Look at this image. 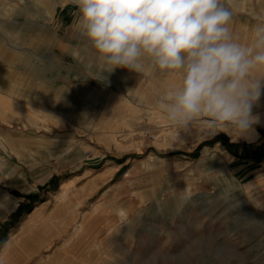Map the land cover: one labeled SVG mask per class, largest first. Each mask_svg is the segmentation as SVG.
Segmentation results:
<instances>
[{"label": "rangeland", "instance_id": "1", "mask_svg": "<svg viewBox=\"0 0 264 264\" xmlns=\"http://www.w3.org/2000/svg\"><path fill=\"white\" fill-rule=\"evenodd\" d=\"M225 2L243 31L264 22V0ZM76 14L71 0H0V96L45 116L0 118V250L62 196L76 209L61 232L15 264H44L85 222L92 249L76 264H264V179L227 150L234 142L243 157L254 130L171 126L157 99L175 76L117 68L97 81L102 66ZM15 31L27 39L19 48ZM262 102L264 88L252 109L260 123ZM84 166L117 171L81 198L78 179L61 184Z\"/></svg>", "mask_w": 264, "mask_h": 264}, {"label": "clouds", "instance_id": "2", "mask_svg": "<svg viewBox=\"0 0 264 264\" xmlns=\"http://www.w3.org/2000/svg\"><path fill=\"white\" fill-rule=\"evenodd\" d=\"M81 35L102 70L117 68L177 77L157 99L177 128L253 131V106L264 88V22L250 43L233 34L225 0H71ZM2 264V261H0Z\"/></svg>", "mask_w": 264, "mask_h": 264}, {"label": "bare ground", "instance_id": "3", "mask_svg": "<svg viewBox=\"0 0 264 264\" xmlns=\"http://www.w3.org/2000/svg\"><path fill=\"white\" fill-rule=\"evenodd\" d=\"M230 27L234 36L241 43H250L252 38L251 32L238 28L233 21L230 23ZM62 198V196L59 199L57 198V212L55 211L47 217H42L41 210H38L29 219L21 223L18 232L9 237L10 239L0 254L2 264H15L23 257H30L42 246H45L49 239L56 236L59 231L61 232L63 227L59 226L61 221L60 217L71 214L76 209L72 205H68L69 203H62L60 200ZM98 208L96 206L93 212H97L99 210ZM61 210H65V213L57 215L56 213ZM36 224L38 225L36 226ZM84 224L80 223L76 226L74 231L68 235L65 242L55 250L53 255L44 264H76L78 258H84L87 252H89L86 250L92 249L90 247L91 243L85 240V237H87L85 234L88 231Z\"/></svg>", "mask_w": 264, "mask_h": 264}, {"label": "crops", "instance_id": "4", "mask_svg": "<svg viewBox=\"0 0 264 264\" xmlns=\"http://www.w3.org/2000/svg\"><path fill=\"white\" fill-rule=\"evenodd\" d=\"M44 27L46 26L44 25ZM26 40V38H22L20 31H15L14 33H12V41L14 42L16 47H21L25 43L24 41ZM7 62L9 63V61ZM11 66L13 67V65ZM261 104L263 105L261 109L264 111V103L262 102ZM10 113L12 114V118H14L16 121L28 120L34 122L35 124L43 123L45 118V116H41L38 111L30 109L25 110L24 107H20L18 105H11L9 104V101L6 102L5 98L0 96V118L4 121H9ZM255 125L257 127H252L254 130L252 135L253 138L251 140H248L250 141L248 143H251V146L248 145L242 147V149H244L245 151L243 157L239 150V148L241 147L237 144H234V142H231L233 143V146L231 145L229 148H227V150L230 152L231 156L233 157V160L238 161L237 167L240 168L239 171L244 173L247 170V175L255 179V176L257 177V175H254L255 173L253 172V170L255 171L259 169V172H261L259 175H262L261 177L264 179V158L261 159V154H264V123L258 122ZM259 161H261V166L257 169H254L257 165H259ZM105 171H111L109 172V174L111 175L108 176L104 174ZM116 171V167L113 169V171L111 167L100 172H93L92 168L84 166V168H81L80 172H78L77 175L63 182L61 184V188L64 184L74 179H78L75 182V187L77 186L80 189V193H82L81 198L88 197V194H90L91 197V195L93 194L91 191L93 186L96 184L97 187H99L100 184H102L107 178H110ZM262 182H264V180ZM89 191L91 192L88 193ZM3 249L4 247L0 250V254Z\"/></svg>", "mask_w": 264, "mask_h": 264}, {"label": "built area", "instance_id": "5", "mask_svg": "<svg viewBox=\"0 0 264 264\" xmlns=\"http://www.w3.org/2000/svg\"><path fill=\"white\" fill-rule=\"evenodd\" d=\"M86 158L92 159L91 154H88Z\"/></svg>", "mask_w": 264, "mask_h": 264}]
</instances>
